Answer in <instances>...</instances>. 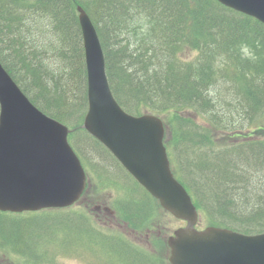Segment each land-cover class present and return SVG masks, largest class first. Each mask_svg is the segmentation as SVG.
<instances>
[{
	"label": "trees",
	"instance_id": "trees-1",
	"mask_svg": "<svg viewBox=\"0 0 264 264\" xmlns=\"http://www.w3.org/2000/svg\"><path fill=\"white\" fill-rule=\"evenodd\" d=\"M78 6L96 28L114 98L131 115L161 117L172 171L208 225L264 232L263 129L239 135L264 116V25L215 0H0V63L32 104L71 129L68 140L87 172L117 189L112 174L130 178L147 206L149 195L82 127L87 77ZM239 45L254 49V60H242ZM123 192L124 211L134 213L128 200L139 199ZM148 211L144 223L152 221Z\"/></svg>",
	"mask_w": 264,
	"mask_h": 264
},
{
	"label": "water",
	"instance_id": "water-1",
	"mask_svg": "<svg viewBox=\"0 0 264 264\" xmlns=\"http://www.w3.org/2000/svg\"><path fill=\"white\" fill-rule=\"evenodd\" d=\"M264 24V0H216ZM87 76L83 128L174 218L186 222L167 240L170 264H264V232L197 230L198 212L175 178L164 146L162 120L128 114L115 100L102 46L82 7L77 8ZM69 128L37 109L0 63V211L35 212L73 205L86 174L68 142Z\"/></svg>",
	"mask_w": 264,
	"mask_h": 264
},
{
	"label": "rangeland",
	"instance_id": "rangeland-1",
	"mask_svg": "<svg viewBox=\"0 0 264 264\" xmlns=\"http://www.w3.org/2000/svg\"><path fill=\"white\" fill-rule=\"evenodd\" d=\"M242 46L239 45L242 54L245 52L248 55L250 49L247 47L246 51ZM250 53L254 57V49ZM241 58L248 59L243 55ZM166 116V114L162 115L163 118ZM257 127L263 129L259 134L264 139V116L261 120L251 123L249 129L243 130V133L247 135ZM232 141L234 139L223 140L224 143ZM88 171L89 190L78 203L69 208L25 214L0 213V245L3 246L1 249L4 252L0 251V262L3 264H13L12 261L17 264H158L143 252L147 251L159 260L162 259L164 264H169L167 239L185 223L166 214L155 199L149 200L147 206L148 196L130 178L109 174L111 176L109 181L112 184L127 191L130 199H139L138 203L135 201L132 206L128 200L129 207L135 212L127 213L129 208L124 211L121 202L125 200L124 196L119 198L124 192L107 182L105 185L101 184L97 176L89 169ZM105 181H108V178ZM96 205L107 206L113 210L115 216L104 210L98 211L95 209ZM147 207H149L147 213L153 218L152 221L144 223L142 211L146 212ZM126 215L141 217V220L130 223L131 221L126 220ZM87 221L93 227L86 224ZM205 226H208L207 219L200 214L198 229ZM115 235L125 237L133 247L129 246L122 237ZM154 243L157 246L156 244L152 246ZM11 249L17 253L11 255ZM22 260L27 263H23Z\"/></svg>",
	"mask_w": 264,
	"mask_h": 264
},
{
	"label": "clouds",
	"instance_id": "clouds-1",
	"mask_svg": "<svg viewBox=\"0 0 264 264\" xmlns=\"http://www.w3.org/2000/svg\"><path fill=\"white\" fill-rule=\"evenodd\" d=\"M242 47L247 51V45H243ZM245 58H248V59H252L253 58V56L250 53V51H249L248 55Z\"/></svg>",
	"mask_w": 264,
	"mask_h": 264
},
{
	"label": "flooded vegetation",
	"instance_id": "flooded-vegetation-1",
	"mask_svg": "<svg viewBox=\"0 0 264 264\" xmlns=\"http://www.w3.org/2000/svg\"><path fill=\"white\" fill-rule=\"evenodd\" d=\"M109 214H111V212H109ZM111 215H113V213L111 214ZM129 246H131V247H133L131 244H130V242H126ZM0 264H3L2 262H0Z\"/></svg>",
	"mask_w": 264,
	"mask_h": 264
}]
</instances>
